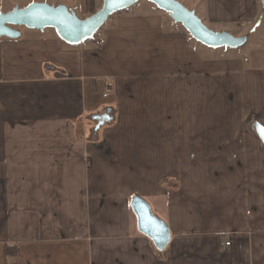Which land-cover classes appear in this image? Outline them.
<instances>
[{
	"label": "crops",
	"instance_id": "0c3cea01",
	"mask_svg": "<svg viewBox=\"0 0 264 264\" xmlns=\"http://www.w3.org/2000/svg\"><path fill=\"white\" fill-rule=\"evenodd\" d=\"M178 1L245 45L207 49L145 1L77 47L53 30L0 38V264H264V151L250 128L264 127V49L247 47L264 48V7ZM102 2L0 11L46 3L83 20ZM135 196L166 224L163 250L138 231Z\"/></svg>",
	"mask_w": 264,
	"mask_h": 264
},
{
	"label": "water",
	"instance_id": "95a60500",
	"mask_svg": "<svg viewBox=\"0 0 264 264\" xmlns=\"http://www.w3.org/2000/svg\"><path fill=\"white\" fill-rule=\"evenodd\" d=\"M141 1L152 4L153 7L166 13L173 23L181 25L189 37L197 44L211 50L221 48L235 50L245 45L246 36L235 37L227 32H214L208 29L197 18L194 11L186 9L176 0H103L99 11L86 19H78L74 11L64 5H48L46 3H30L23 8L14 7L11 12L0 13V38L17 40L21 37L20 28L43 32L53 30L64 44L78 46L94 38L110 17L130 9ZM264 7V0H261ZM94 132L112 121L107 114L94 116ZM257 126L256 133L264 146ZM131 209L137 219L138 231L154 243L159 250L169 242V231L166 224L153 214L149 205L140 197H133Z\"/></svg>",
	"mask_w": 264,
	"mask_h": 264
},
{
	"label": "rangeland",
	"instance_id": "374dc122",
	"mask_svg": "<svg viewBox=\"0 0 264 264\" xmlns=\"http://www.w3.org/2000/svg\"><path fill=\"white\" fill-rule=\"evenodd\" d=\"M177 2H179L178 0H176ZM21 7H19V6H17L18 8H23L24 6L23 5H20ZM16 7V6H15ZM14 8V6L12 7V6H9L8 7V10H6V11H0V13H6V12H11L12 11V9ZM24 9V8H23ZM75 13V15L77 16V18L79 19V13H76V11L74 12ZM263 15H264V11H263ZM112 18V17H111ZM111 18H109V19H111ZM105 25H107V22L102 26V28L95 34L96 36L97 35H99L100 33H101V31L104 29V27H105ZM24 30V28H20L19 29V31H23ZM212 31V30H211ZM214 32H218V31H214ZM255 40V39H254ZM253 40V41H254ZM249 41H252V37H250L249 36ZM248 41V42H249ZM252 43V42H251ZM247 47H250L251 48V51H256L255 53H257V52H260V51H262L264 48L261 46V43L259 44V45H256V46H254V47H251V44H248V46ZM249 48V49H250ZM248 49V48H247ZM253 49V50H252ZM256 61V60H255ZM90 123L92 124L91 125V127H93V121L91 120L90 121ZM109 124V123H108ZM251 124V123H250ZM256 124V126H254L253 127V129L251 128V126H250V128H251V131L252 132H254L256 135H257V133L255 132L256 131V127L257 126H261V125H259V124H257V123H255ZM107 125V124H106ZM262 127V126H261ZM258 136V135H257ZM262 150L264 151V146L262 145ZM224 238V237H223ZM222 239V238H221ZM231 248V247H230Z\"/></svg>",
	"mask_w": 264,
	"mask_h": 264
},
{
	"label": "trees",
	"instance_id": "16d2710c",
	"mask_svg": "<svg viewBox=\"0 0 264 264\" xmlns=\"http://www.w3.org/2000/svg\"><path fill=\"white\" fill-rule=\"evenodd\" d=\"M90 41L91 42L97 41L96 40V35ZM250 126L253 129V127L256 126V124L255 123H251ZM15 254H16V251H15L14 247H5V255H6L7 258L11 259L12 257L15 256Z\"/></svg>",
	"mask_w": 264,
	"mask_h": 264
},
{
	"label": "built area",
	"instance_id": "2783aa9c",
	"mask_svg": "<svg viewBox=\"0 0 264 264\" xmlns=\"http://www.w3.org/2000/svg\"><path fill=\"white\" fill-rule=\"evenodd\" d=\"M109 93L110 92L107 90L104 93L103 97L104 98L108 97ZM220 246H221L222 249H225V250H227L228 248H230L231 247V241H230V239L228 237L222 238L221 239V242H220Z\"/></svg>",
	"mask_w": 264,
	"mask_h": 264
},
{
	"label": "snow or ice",
	"instance_id": "6c2138e0",
	"mask_svg": "<svg viewBox=\"0 0 264 264\" xmlns=\"http://www.w3.org/2000/svg\"><path fill=\"white\" fill-rule=\"evenodd\" d=\"M261 137L264 138V128L260 129Z\"/></svg>",
	"mask_w": 264,
	"mask_h": 264
}]
</instances>
